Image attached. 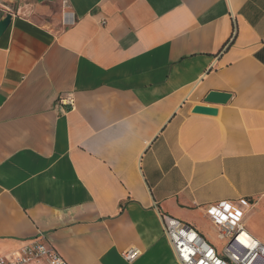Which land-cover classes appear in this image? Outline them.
<instances>
[{
	"label": "crops",
	"instance_id": "1",
	"mask_svg": "<svg viewBox=\"0 0 264 264\" xmlns=\"http://www.w3.org/2000/svg\"><path fill=\"white\" fill-rule=\"evenodd\" d=\"M17 8L0 5V256L41 235L69 264H179L162 214L225 254L209 212L238 199L264 243V0Z\"/></svg>",
	"mask_w": 264,
	"mask_h": 264
},
{
	"label": "built area",
	"instance_id": "2",
	"mask_svg": "<svg viewBox=\"0 0 264 264\" xmlns=\"http://www.w3.org/2000/svg\"><path fill=\"white\" fill-rule=\"evenodd\" d=\"M67 20L70 13H66ZM104 22V21H102ZM59 103L73 105L70 94H64ZM249 203L243 199L223 201L213 204L209 218L218 230L219 236L243 248L226 249L225 254L207 242L190 224L169 214H162L163 231L172 246L179 264H254L260 258L264 260V243L259 242L247 233L242 217ZM138 248H130L122 253L127 261H133L139 254ZM0 264H69L52 246H49L41 235L30 240L18 250L0 256Z\"/></svg>",
	"mask_w": 264,
	"mask_h": 264
},
{
	"label": "water",
	"instance_id": "3",
	"mask_svg": "<svg viewBox=\"0 0 264 264\" xmlns=\"http://www.w3.org/2000/svg\"><path fill=\"white\" fill-rule=\"evenodd\" d=\"M11 18L12 14L10 12H6L3 16L0 17V36L10 24ZM229 97L230 94L225 92L210 91L204 97V102L212 104H223L228 100ZM192 112L212 115L216 113V108L208 105H195L192 108Z\"/></svg>",
	"mask_w": 264,
	"mask_h": 264
},
{
	"label": "rangeland",
	"instance_id": "4",
	"mask_svg": "<svg viewBox=\"0 0 264 264\" xmlns=\"http://www.w3.org/2000/svg\"><path fill=\"white\" fill-rule=\"evenodd\" d=\"M11 1H13V3H11ZM35 3V0H17V2L15 0H0V5H4V6H8L11 10H18L17 8V5L18 7H24V5H28V4H34ZM51 10H54V12H56V8L54 6H51V5H47ZM38 15H40V19H43L45 21H50V15H46V13L44 14H41V13H38ZM55 16V14H54ZM236 246L241 250L243 251V248L240 247L238 244H236ZM260 259V258H258Z\"/></svg>",
	"mask_w": 264,
	"mask_h": 264
}]
</instances>
